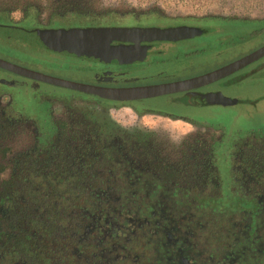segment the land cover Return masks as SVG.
<instances>
[{"label":"flooded vegetation","instance_id":"obj_1","mask_svg":"<svg viewBox=\"0 0 264 264\" xmlns=\"http://www.w3.org/2000/svg\"><path fill=\"white\" fill-rule=\"evenodd\" d=\"M127 16L43 22L31 14L16 22L0 10V27L35 35L75 26L201 28L177 40H144L145 58L123 63L28 39L64 60L23 66L112 87L192 78L264 46V16ZM250 77L264 78V55L211 83L133 100L26 77L40 85L35 97L49 107L47 121L0 89V264H264V127L230 133L203 111L216 116L239 104L225 91ZM221 95L237 102L223 104ZM129 112L132 119L123 117Z\"/></svg>","mask_w":264,"mask_h":264},{"label":"rangeland","instance_id":"obj_2","mask_svg":"<svg viewBox=\"0 0 264 264\" xmlns=\"http://www.w3.org/2000/svg\"><path fill=\"white\" fill-rule=\"evenodd\" d=\"M27 3L28 5L40 6L42 9L39 14V20L47 22L52 15V9L55 7L56 1L0 0V7L15 8L11 12L12 19L19 22L23 16L21 10L24 4ZM89 9L91 10L90 15L86 19L89 22L94 19L92 16L96 13L104 14V17L100 16V18L95 16V20L98 22L100 20L117 21L118 17L120 19V15H124L121 20L125 21L130 19L127 13H145L148 16L159 13L171 16L223 14L259 17L264 16V0H91ZM105 14L108 16H105ZM111 15H114L116 18L111 17ZM76 19V17H73L69 18L68 21L79 22ZM36 37L35 34H30L17 28L8 29L0 27V55L15 63L32 67H38L41 64H51V61L61 62L64 60L61 59L63 58L62 56H52L45 48L38 51L30 45L29 41H35ZM27 41L28 43H26ZM75 63L79 64V62ZM67 74L78 78L87 76L78 70H71ZM0 80H10L14 83L15 86H11L10 88L5 85L3 86L1 83L0 89H8L15 103L19 105V108H23L25 112L39 117L45 114L41 119L48 116L49 107L44 103H40L35 97V91L40 86L39 83H34L20 75L1 71V69ZM63 91L68 92L66 90ZM225 94L240 97L241 102L231 107H224L216 116H211L209 113L214 108H204L203 111L206 109V119H209L211 122L220 123L230 133L239 128L264 127V78L254 79V77H250L233 87L227 88ZM259 98H261L259 103H255V100ZM129 113L123 115V117L126 116L127 119H132L133 117L128 116ZM45 121H47L46 118Z\"/></svg>","mask_w":264,"mask_h":264},{"label":"water","instance_id":"obj_3","mask_svg":"<svg viewBox=\"0 0 264 264\" xmlns=\"http://www.w3.org/2000/svg\"><path fill=\"white\" fill-rule=\"evenodd\" d=\"M201 31L200 27L193 26H75L40 29L36 33L37 37L34 42L41 47H48L57 52L88 60L123 63L137 58H145L150 45L142 44L141 42L144 40H177L198 35ZM115 41H130L131 44L114 43ZM262 55H264V46L234 62L199 76L169 83L131 87L101 86L74 81L46 74L2 57H0V67L32 79L108 99L133 100L189 90L211 83L258 59ZM217 101L223 104H231L237 102V99L221 95Z\"/></svg>","mask_w":264,"mask_h":264},{"label":"trees","instance_id":"obj_4","mask_svg":"<svg viewBox=\"0 0 264 264\" xmlns=\"http://www.w3.org/2000/svg\"><path fill=\"white\" fill-rule=\"evenodd\" d=\"M56 4L55 7L52 9V15H54V18L56 19H61V20H68L69 18H73L76 17L79 22H83L85 21L88 17V15H90V9H89V5H90V1L91 0H55ZM31 6V7H30ZM12 9V8H11ZM9 9L5 6L0 7V10H3L4 12H8V14H11V12L15 9ZM41 7H37L34 5H28L24 4L23 9L21 10L23 15L25 17L29 16V15H33L34 17H36V15L38 16L41 12ZM58 15V16H57ZM94 17L96 16H101L104 17V14H93ZM110 15V14H109ZM105 16H108L105 14ZM120 16H124V15H120ZM111 17H115L114 15H111ZM53 18V17H52ZM116 18V17H115ZM119 19V17H118ZM33 43H35L33 41ZM36 44V43H35ZM37 46V44H36Z\"/></svg>","mask_w":264,"mask_h":264},{"label":"built area","instance_id":"obj_5","mask_svg":"<svg viewBox=\"0 0 264 264\" xmlns=\"http://www.w3.org/2000/svg\"><path fill=\"white\" fill-rule=\"evenodd\" d=\"M129 117H132V113H129V115H128Z\"/></svg>","mask_w":264,"mask_h":264}]
</instances>
